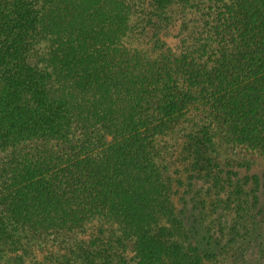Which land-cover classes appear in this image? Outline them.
<instances>
[{
    "label": "trees",
    "instance_id": "trees-1",
    "mask_svg": "<svg viewBox=\"0 0 264 264\" xmlns=\"http://www.w3.org/2000/svg\"><path fill=\"white\" fill-rule=\"evenodd\" d=\"M201 106L264 154V0H0V264H264V173Z\"/></svg>",
    "mask_w": 264,
    "mask_h": 264
},
{
    "label": "rangeland",
    "instance_id": "rangeland-1",
    "mask_svg": "<svg viewBox=\"0 0 264 264\" xmlns=\"http://www.w3.org/2000/svg\"><path fill=\"white\" fill-rule=\"evenodd\" d=\"M210 7L211 4L207 2L198 13L190 12L187 15L176 10L178 14L175 13L173 24L160 35L161 40L165 42L166 55L179 56L190 48L210 22L209 14H213ZM141 48L154 57L161 53L154 49V44L150 39H145L141 43ZM191 118L192 122H201L211 128L215 148L221 161L250 162L255 170L264 173V154L229 142L226 131L222 123L220 124L221 121L210 112L208 107L201 106L193 109ZM176 135L177 133L173 134L174 138ZM7 155L8 153L0 152V166L7 161Z\"/></svg>",
    "mask_w": 264,
    "mask_h": 264
}]
</instances>
